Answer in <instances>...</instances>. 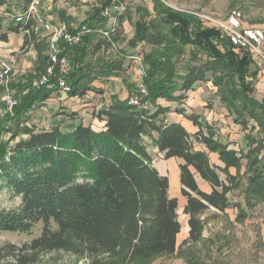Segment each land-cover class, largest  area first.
Returning a JSON list of instances; mask_svg holds the SVG:
<instances>
[{
  "label": "trees",
  "instance_id": "1",
  "mask_svg": "<svg viewBox=\"0 0 264 264\" xmlns=\"http://www.w3.org/2000/svg\"><path fill=\"white\" fill-rule=\"evenodd\" d=\"M22 1L27 9L33 0ZM7 2L0 0V8L7 6ZM112 2L102 0L100 7L83 23L97 26L106 22L101 13ZM153 11L161 24L151 27L138 22L131 41L133 48L138 42L153 47V52L144 59L149 66L146 84L151 99L155 103L160 99L181 101L184 97L174 95L177 90L189 91L196 83L211 81L218 89L220 101L235 115L243 130H248L250 121L264 129V99L254 98V88L248 83V78L256 76V72H251V54L221 40L219 32L204 26L194 14L175 11L161 0H153ZM61 18L73 22L64 15ZM34 28V21L30 20L10 29L16 33L27 31L22 49L38 40ZM7 35H2L1 40L6 41ZM96 37H86L76 48L62 44V55L68 56L74 65L69 77L71 97L76 96L75 87L84 75L81 71L90 66L86 57ZM102 45L99 40L95 50H100ZM187 47L193 48L190 64L185 74L179 76L176 61L171 59L183 56ZM197 53L205 58H199ZM38 62L42 75L49 57L38 51ZM122 65V62L105 63L101 69L103 73H117L123 69ZM176 77L183 80L180 87ZM15 87L22 94L21 99L13 114L4 116L0 130L5 123L20 124L25 114L53 94L46 89L28 90L33 88L32 83L28 86L19 83ZM161 114H166V108L160 106L151 114L117 100L97 116L105 123L103 131L79 123L67 133L60 127L25 129L27 137L13 144L17 132L9 141L0 139V188L6 186L21 200L13 209L0 206V234L29 233L42 224L40 236L31 243L32 250L65 251L120 264L176 253L182 229L179 201L169 195V179L153 166L148 153L150 146L164 153L166 160L183 161L180 182L182 196L187 201L184 211L190 216V242L197 241L204 230L197 214L209 208L221 212L230 208L228 195L240 185L239 170L244 159L251 174L246 192L264 198V162L260 159L264 154L263 142L247 136L248 152H237L217 138L213 128L203 125L198 116H186L198 128L191 134L182 124H166L160 119ZM198 144L208 152L217 153L225 167L212 165L208 152L196 150ZM220 172L225 174V179ZM195 174L209 183L210 192L199 187Z\"/></svg>",
  "mask_w": 264,
  "mask_h": 264
},
{
  "label": "rangeland",
  "instance_id": "2",
  "mask_svg": "<svg viewBox=\"0 0 264 264\" xmlns=\"http://www.w3.org/2000/svg\"><path fill=\"white\" fill-rule=\"evenodd\" d=\"M41 1V0H39ZM44 1V0H42ZM102 0H48L50 12L52 15L61 18L64 15L76 23L86 21L93 11L100 7ZM127 6V11L117 21V28L110 40L101 39L97 36L93 39V45L87 54L86 61L89 67H84L81 71L84 75L81 78L79 86H76V96L69 101L68 113H60L59 124L64 128L73 125L72 121H82L80 109L82 105L89 104L84 109L94 110L96 114L97 106L90 101L93 96L85 98L86 93H93L99 98L100 103L105 104L110 96L105 97V88L99 87L100 84L116 82L129 89L127 99L136 90L138 85L137 69L140 64L146 69L147 74L149 66L146 63L145 56L153 52L151 45L137 43L136 47L131 46L136 33V24L138 22L147 23L151 27L161 24V20L153 11V0H120ZM169 8L184 13L194 14L203 21L204 26H209L207 18H220L227 16L232 10L238 9L244 15L245 26L260 28L264 30V0H161ZM22 0H8L7 6L0 8V53L4 50L2 35L10 34V40L4 41L9 48H18L15 54V64L19 65L22 60L28 67L23 69L24 75L14 80L12 76L9 83V89L15 93L19 102L21 99L20 91L15 87L19 83H26L27 86L36 78L38 51L46 54L48 44L43 38L40 30L41 23L38 18L34 19L35 34L38 40L31 47L24 49V40L26 31L19 33L10 30L20 24H26L27 21L17 23L16 18L24 13ZM62 19V18H61ZM96 23L94 24V26ZM98 26V25H97ZM38 27V30L36 29ZM100 27V26H99ZM211 27V26H210ZM219 32L221 40L225 35ZM101 40L103 42L100 50H95V45ZM222 46V42H219ZM47 45V46H45ZM22 47V48H21ZM8 48V49H9ZM20 48V49H19ZM193 48L187 47L183 56H174L172 61H176V69L179 76L186 72V67L190 64L191 51ZM198 54V53H197ZM198 57L204 59V55L199 53ZM122 62L123 69L117 73H103L101 67L105 63ZM251 72H256V76L248 78V83L254 88L252 96L261 101L264 99V66L253 59ZM118 79V80H116ZM144 84L149 92L148 86ZM175 82L180 85L183 80L180 77L175 78ZM34 89V88H29ZM4 90H0V124L4 122L5 106L3 102ZM175 96L184 97L181 101H169L160 99L155 103L150 96L151 108L148 110L151 114L157 111L158 107L166 108V114H161L160 119L165 123H183L187 130H198L186 116L195 115L200 118L203 125H209L213 128L219 138L228 144L230 149L237 152L247 153L250 145L246 140L247 136L257 138L259 142L264 143V129H261L253 121L249 122L248 130H243L237 123L235 115L229 113L220 101L218 89L211 81L199 82L189 91L177 90ZM118 96L112 97V104L115 103ZM84 101V102H80ZM90 101V102H89ZM121 101V100H120ZM157 104V105H156ZM104 105V106H105ZM110 108V107H109ZM78 110L77 112H72ZM41 106L35 105L31 112L25 114L20 124L5 123L3 130H0V139L9 141L13 133L17 132L18 137L11 144L19 139L26 138L25 129H34L36 131L46 130L49 120L53 117H42ZM183 112V115L181 114ZM12 115V114H11ZM47 115V114H46ZM57 115V116H58ZM56 116V117H57ZM238 120V119H237ZM88 123V122H87ZM79 125V124H78ZM206 133V129L202 130ZM203 148V145H198ZM264 154L260 155V159ZM223 163V162H222ZM247 159L242 161L239 170L240 185L233 189L228 195L231 206L224 212L214 208H209L196 217L203 222L204 230L202 236L195 241L190 242L189 231L186 224L177 238V251L171 255L155 256L149 260H134L126 264H264V198L254 196L246 192L250 173L248 172ZM224 164V163H223ZM234 174L235 169H230ZM221 178L225 179V174L220 172ZM172 181V178H171ZM172 193L179 195L178 218L183 220L185 216L184 204L186 199L177 191L172 189ZM21 200L13 192L3 186L0 188V206L6 209H13L19 206ZM42 224L37 225L29 233L4 232L0 234V264H120L117 261L101 259H88L86 257L76 256L65 251H37L31 249V243L40 236Z\"/></svg>",
  "mask_w": 264,
  "mask_h": 264
},
{
  "label": "built area",
  "instance_id": "3",
  "mask_svg": "<svg viewBox=\"0 0 264 264\" xmlns=\"http://www.w3.org/2000/svg\"><path fill=\"white\" fill-rule=\"evenodd\" d=\"M39 0H33L24 13L17 16L16 22L22 23L34 19L38 11ZM127 11V6L120 0H113L101 15L106 19L105 26H91L86 23H58L44 22V28L49 37V65L45 72L32 81L35 89H46L49 92H61L70 95L73 88L69 77L74 71V65L68 56L62 55V44L69 48L81 46L88 36L96 35L101 39L110 40L117 28L119 17ZM200 18V17H199ZM209 26L216 28L225 35V39L236 50L248 52L253 59L264 66V30L245 26L244 15L238 9L232 10L227 16L220 18H207ZM27 32V31H26ZM16 70L14 60L0 59V90H4L3 102L5 112L13 114L18 101L15 93L9 89L11 77ZM147 71L142 64L137 69L138 85L130 95L128 104L138 110L148 111L151 108L149 92L144 84Z\"/></svg>",
  "mask_w": 264,
  "mask_h": 264
},
{
  "label": "crops",
  "instance_id": "4",
  "mask_svg": "<svg viewBox=\"0 0 264 264\" xmlns=\"http://www.w3.org/2000/svg\"><path fill=\"white\" fill-rule=\"evenodd\" d=\"M50 7L48 5V0H44V1H39V6H38V11L36 13V15L34 16V19L38 18L41 26H40V30L41 33L43 35V38L46 40L47 44H48V51L46 52V55H49V35L46 32L43 23L44 22H51V23H58L59 21H62L63 19L56 17L54 15L51 14L50 12ZM33 19V21H34ZM65 21V20H64ZM70 23H76V22H70ZM107 23L104 22L102 24H99L98 26H105ZM38 30V27L36 28ZM10 34L8 33L7 35V40H10ZM4 45V50L1 51L0 53V59H8V60H14L16 59L15 54L16 52H18V48H9V46L7 47V44L3 41L2 42ZM97 43V42H96ZM33 46L30 45L29 47ZM9 48V49H8ZM22 48V47H21ZM20 49V48H19ZM38 61V58H35ZM28 65L26 62H24L22 60V63H20L19 65H16V70L15 73L13 75L14 80H16L18 77H22V75H24V70L25 68H27ZM35 74L36 77L41 75L40 69H39V62L37 64V71L35 70ZM118 80V79H116ZM99 87L105 88V97L110 96V99L106 101V104L108 103V105L106 106L105 104L100 103L99 98H96V96H94L93 93H86L85 98H89L91 96H93V98L90 99V101L93 102L94 106H97V112L96 114L93 113V109H84L85 107H88L89 104L86 105H82L80 107V109H83L80 112V117H82V121H79L78 119L75 121H72L73 125L70 126L69 128H64L61 124H59L58 122V118L62 117L59 116L58 114L60 113H68L67 109H63V108H67L69 107V101H71L74 98H70V95H65L62 94L61 92H54L51 97L45 101L39 104V106H41V110L40 111L42 117H53L52 119L49 120V124L46 127V130H49L53 127H60L61 131L64 133L67 132H71L73 131V129L79 124V123H83L85 125H89L93 128V130L100 132L105 130V123L101 120L98 119V114L105 109H108L111 105H112V97L113 96H118V99L121 101H124L125 99H127V96L129 94V89H126L124 85H121L119 83L116 82H111V83H106V85L104 84H100ZM89 101V102H90ZM81 103L84 101H80ZM105 105V106H104ZM78 110H73L72 112H77ZM47 114V115H46ZM58 115V116H57ZM57 116V117H56ZM88 122V123H87ZM176 123V122H173ZM166 124H168V121H166ZM172 124V123H169ZM184 127L185 125L183 123H181ZM186 128V127H185ZM197 128V127H196ZM198 130L195 131H190L188 130L189 133L194 134L196 133ZM157 134H154V137L157 138ZM147 143L150 144L149 139H146ZM201 145V144H198ZM198 145L196 146V150H203L208 152V150L203 146V148H198ZM148 153L152 156L153 158V166L159 171V173L162 176H165L169 179V195L171 198H177L179 201V195L172 193V189H174V191H177L179 194L181 193V189H182V185L180 182V165L183 164V161L181 159H177V158H172L169 160H166L164 158V153H161L158 148H154V147H149L148 148ZM209 155V159L212 165L217 166L219 168H224L225 165L222 163V161L219 160V156L217 153H211L208 152ZM231 171V170H230ZM231 173H233L231 171ZM234 174V173H233ZM172 178V181H171ZM195 178L196 181L199 185V187L205 191V192H210L211 191V187L209 185V183H207L205 180H203L200 175L195 174ZM186 204H184L183 206L186 207ZM185 209V208H184ZM179 210V207H178ZM185 212V211H184ZM190 216L188 214H185L183 220L179 219L181 227L183 228V223H185L186 225V229L187 232L190 231L188 222H189ZM182 230V229H181ZM180 235V234H179ZM178 235V236H179Z\"/></svg>",
  "mask_w": 264,
  "mask_h": 264
}]
</instances>
